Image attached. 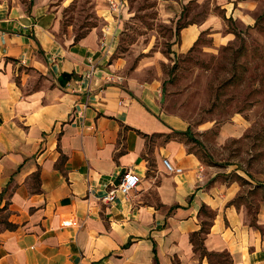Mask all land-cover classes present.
Segmentation results:
<instances>
[{
	"label": "crops",
	"instance_id": "obj_1",
	"mask_svg": "<svg viewBox=\"0 0 264 264\" xmlns=\"http://www.w3.org/2000/svg\"><path fill=\"white\" fill-rule=\"evenodd\" d=\"M52 3L0 0V264H211L205 252L264 264L235 184L189 148V122L167 109L162 85L116 78L117 22L63 39ZM216 5L182 27L175 53L218 36L223 18H254L264 0ZM105 8L117 21L126 10ZM127 168L138 187L104 202Z\"/></svg>",
	"mask_w": 264,
	"mask_h": 264
},
{
	"label": "rangeland",
	"instance_id": "obj_2",
	"mask_svg": "<svg viewBox=\"0 0 264 264\" xmlns=\"http://www.w3.org/2000/svg\"><path fill=\"white\" fill-rule=\"evenodd\" d=\"M52 2L63 39L104 33L117 22L116 78L162 85L167 109L189 122V148L216 180L235 184L232 203L264 238V7L254 18H223L218 36L207 30L191 49L175 53L183 26L221 11L216 0H127L118 21L99 11L110 0ZM229 259L211 258L214 264Z\"/></svg>",
	"mask_w": 264,
	"mask_h": 264
},
{
	"label": "built area",
	"instance_id": "obj_3",
	"mask_svg": "<svg viewBox=\"0 0 264 264\" xmlns=\"http://www.w3.org/2000/svg\"><path fill=\"white\" fill-rule=\"evenodd\" d=\"M110 4L113 7L120 8L125 6V2L121 0L118 3L115 0H110ZM164 165L169 172L181 173L183 171V168L175 166L167 158L164 159ZM139 183V175L133 169L127 168L119 177L118 182L110 185L102 200L106 203H111L117 200L119 196L128 199L132 191L138 187Z\"/></svg>",
	"mask_w": 264,
	"mask_h": 264
},
{
	"label": "trees",
	"instance_id": "obj_4",
	"mask_svg": "<svg viewBox=\"0 0 264 264\" xmlns=\"http://www.w3.org/2000/svg\"><path fill=\"white\" fill-rule=\"evenodd\" d=\"M204 255L207 256V257L209 258V260L211 261V262H210L211 264H214V263L212 262L211 258H212V256H216V255L209 254V253H206V252L204 253Z\"/></svg>",
	"mask_w": 264,
	"mask_h": 264
}]
</instances>
